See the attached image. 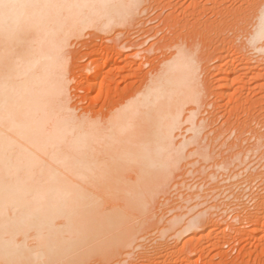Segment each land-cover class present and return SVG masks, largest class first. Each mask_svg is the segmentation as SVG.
<instances>
[{"label":"bare ground","instance_id":"obj_1","mask_svg":"<svg viewBox=\"0 0 264 264\" xmlns=\"http://www.w3.org/2000/svg\"><path fill=\"white\" fill-rule=\"evenodd\" d=\"M258 1L254 11L249 9L254 19H250L248 35L247 29L244 33L247 41L243 39V43L256 52H264V0ZM4 2L20 7L11 12L10 18L0 19V264H94V258L112 256L126 247L129 250L139 239L136 234L140 228L135 227L133 220L146 208V200L150 202V196L174 174L182 150L193 143L202 128L201 121L194 122L203 97L198 86L199 57L194 55L195 44L190 43L195 42L194 35L192 40L187 36L181 42L183 38L178 37L179 41L173 42L175 50L165 56L162 53V61L158 65L151 63L152 68L145 73L142 67L146 62L136 60L139 51L122 54L131 57L122 71L116 61L108 59L128 47L129 40L128 46L120 41L106 45L105 41L100 50L93 48L101 59H92L85 70L89 75L83 80L89 79V85L83 101L90 98V102L89 108L81 107L85 110L79 113L70 104L68 92L70 39L84 37L88 28L109 34L135 19V14L146 8L142 9V4L150 0ZM177 18L172 17L173 21ZM125 34L127 39L129 31ZM249 57L220 64V100L225 99L231 81L239 78L236 75L243 65L240 62L249 63ZM248 68L245 75L250 74L251 67ZM115 69L118 70L114 72ZM229 72L234 75H226ZM128 77H132V84L119 90L120 80ZM233 97L230 101H234ZM191 103L195 106L188 107L186 115L185 106ZM188 121L192 136L176 142V131ZM234 156L237 159L238 155ZM242 158L239 157L240 162L237 159L238 165ZM221 162L218 167L226 169L228 166ZM247 168H240L235 174H242ZM144 210L149 213V209ZM200 213L188 223L182 222V227L178 225V234L196 228L204 216V211ZM178 216V220L169 219L168 228L179 222ZM256 218L264 219V210ZM262 228L263 225L251 230ZM194 238L195 234L190 235L184 244Z\"/></svg>","mask_w":264,"mask_h":264},{"label":"rangeland","instance_id":"obj_2","mask_svg":"<svg viewBox=\"0 0 264 264\" xmlns=\"http://www.w3.org/2000/svg\"><path fill=\"white\" fill-rule=\"evenodd\" d=\"M257 1L153 0L152 2L150 0V2H146L147 4H142V9L146 8L143 11L141 9L140 15L136 13L138 15L135 14L136 17H133L135 19L120 27H115L116 29L114 28L115 31H111L112 33L109 32L108 34L105 31L88 28L84 32L86 34L84 37L70 39L71 44L67 48L69 52L67 64L68 92L70 94V104L79 113L83 112L86 107L88 109L90 102V98L83 101L89 85V79L83 80L84 77L89 75V72L87 73L85 70L88 69L90 61L100 55L93 48L100 50L101 47L105 46V41L106 45L111 42L112 45L118 44V41L121 42L119 44L124 46H128L129 43L128 47L121 48L122 53L119 49L120 55L111 54L112 56L108 57L109 61H116L122 71L127 66H123L124 63L128 58H131L122 54L139 51L140 59L137 58L136 60L146 62H143L144 66L142 67V71L145 73V71L147 72L152 68V64L158 65L157 63L162 61V53L168 55L170 51L175 50L174 41L181 37L188 39V37L191 38L194 35L195 42H192L193 38H191L192 41H189H191L192 46L195 44L194 55L196 54L199 57L197 63H200L198 68V74L200 73L198 77L200 76V78L198 80L201 79V82H198L200 84L198 86L199 93H202L203 97L199 96L202 103L198 108L200 110L196 111L197 118L195 117L196 121L194 120V122L198 124L201 121L203 130L200 128L199 135L197 134V137L192 140L193 143L188 144L189 146L187 145L182 150L183 154H180L181 161L178 162L180 164L174 170V174L167 180L168 182L162 184V188L160 187V191L158 190L159 192L152 194L155 196H150V202L146 200L145 204H148L144 205V207L146 206L144 209H149V213L143 209L138 212L137 220H133L135 227L140 228L136 234L139 239H135L137 241L132 243L134 247L129 246L131 248L128 247L129 250L126 247L123 249L124 251L121 250L122 252L120 251L112 256L94 258V261L92 260L94 264H264V228L258 231L251 230L264 226V219H255L256 214L264 210V70L262 69L264 67V56L261 57L264 52H256L254 48L247 47L246 43H243L245 34L247 32L248 35V30L251 27L248 24L254 19H251V17H254L252 12L254 7H257L255 3H260ZM148 5L154 6L149 7ZM249 9L253 11L250 12ZM238 14L240 17H235ZM248 14L250 18L244 19ZM172 17H178L180 23L177 25L179 21L174 19L177 22L172 26L175 22ZM237 17H239V20H237ZM168 21L171 23H168ZM128 31L129 34L126 39L125 33H128ZM174 33L175 35H172ZM129 35L130 38L128 39ZM114 37L117 42L112 40ZM195 38H198L197 41ZM169 39H171V45L165 42H169ZM245 41L247 40L244 39ZM134 42L136 46H130ZM164 42L170 46H166ZM242 43L243 45H240ZM159 46L161 48L164 46L163 51ZM239 46L243 49H239ZM158 48L159 50H157ZM166 49L168 50L166 51ZM246 54L250 56L249 63L240 62L245 66L239 64L240 67L237 71L239 73L236 75H240L239 78L231 81L232 84L230 83L227 89L225 99L220 100L218 92L223 78V75L218 71L220 64L222 65L227 60L230 62L231 59L233 61L238 58H248ZM99 58L101 59L100 56ZM241 66L243 67L241 68ZM248 67H251L250 74L245 75L249 71ZM117 70L115 69L114 72ZM226 75L233 76L234 73L229 72ZM131 78L120 80L119 90H123L129 83L132 84ZM78 81H81V84L76 83ZM230 95L235 96L233 97L235 98L234 101H230ZM194 106L193 103L187 104L185 106L187 110L184 113L188 112L189 108L193 109ZM81 107H85L84 110ZM99 108L100 106L96 109ZM190 124L188 121L181 125L182 127L179 129L181 133L178 130L176 131L178 133V135L176 133V142H182L192 136L193 132L187 129ZM261 133L263 136H260ZM203 151L204 155L209 156L205 158ZM235 153L238 155L237 159L243 157L240 164L243 167L238 165L240 159L238 162L236 156H234ZM218 162L226 167L228 166L229 169L228 167L226 169L221 166V168L218 167ZM225 162L227 165L224 164ZM245 166H248V168L250 166L253 170L247 168L244 173L235 174L236 170L238 171V169L240 170ZM151 203H153V206H151ZM206 210L211 214L205 212ZM202 211H204L206 217L203 216L204 219L202 217L198 220L200 222L199 225L195 224L196 228L178 234L180 229L178 225L182 227V222L187 221L188 223L192 216L199 215ZM177 216L179 222L168 228L169 219ZM207 216H209V221ZM212 217L214 219L211 220ZM206 218L207 220H205ZM178 227L179 229H177ZM138 232H140L139 235ZM172 233L173 236H171ZM192 234H195L193 242L184 244ZM199 244L203 247L200 248Z\"/></svg>","mask_w":264,"mask_h":264},{"label":"snow or ice","instance_id":"obj_3","mask_svg":"<svg viewBox=\"0 0 264 264\" xmlns=\"http://www.w3.org/2000/svg\"><path fill=\"white\" fill-rule=\"evenodd\" d=\"M18 7H20V5L5 3L4 0H0V19L10 18L11 12Z\"/></svg>","mask_w":264,"mask_h":264}]
</instances>
